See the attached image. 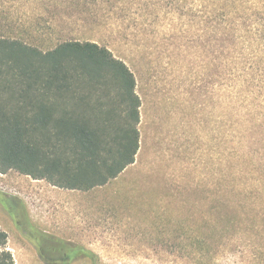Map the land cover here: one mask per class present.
Returning a JSON list of instances; mask_svg holds the SVG:
<instances>
[{
	"label": "rangeland",
	"instance_id": "374dc122",
	"mask_svg": "<svg viewBox=\"0 0 264 264\" xmlns=\"http://www.w3.org/2000/svg\"><path fill=\"white\" fill-rule=\"evenodd\" d=\"M235 1L220 26L223 0H0V37L97 41L142 100L136 161L107 185L0 173L14 264H264V87L231 89L236 30L256 48L264 0Z\"/></svg>",
	"mask_w": 264,
	"mask_h": 264
},
{
	"label": "trees",
	"instance_id": "16d2710c",
	"mask_svg": "<svg viewBox=\"0 0 264 264\" xmlns=\"http://www.w3.org/2000/svg\"><path fill=\"white\" fill-rule=\"evenodd\" d=\"M235 3L223 0L218 25L237 11ZM241 29L240 22L231 70L236 95L264 87V32L256 48L245 47ZM141 105L134 72L106 45L65 39L43 49L0 37V173L16 170L70 190L105 186L136 161ZM197 237L204 251L206 236ZM7 239L0 228V250ZM78 253L93 255L82 248ZM0 264H14L12 254L2 250Z\"/></svg>",
	"mask_w": 264,
	"mask_h": 264
},
{
	"label": "crops",
	"instance_id": "0c3cea01",
	"mask_svg": "<svg viewBox=\"0 0 264 264\" xmlns=\"http://www.w3.org/2000/svg\"><path fill=\"white\" fill-rule=\"evenodd\" d=\"M68 190V189H67ZM63 191V190H62ZM64 191H66L64 189ZM54 196H56L57 198H62V197H65L67 194L66 192H59V191H54L53 192ZM78 245V244H77ZM80 245V244H79ZM83 245H86L85 243Z\"/></svg>",
	"mask_w": 264,
	"mask_h": 264
},
{
	"label": "flooded vegetation",
	"instance_id": "af4514ba",
	"mask_svg": "<svg viewBox=\"0 0 264 264\" xmlns=\"http://www.w3.org/2000/svg\"><path fill=\"white\" fill-rule=\"evenodd\" d=\"M67 261H68V259H67V255H66V256H65V261H64V263L67 262Z\"/></svg>",
	"mask_w": 264,
	"mask_h": 264
}]
</instances>
